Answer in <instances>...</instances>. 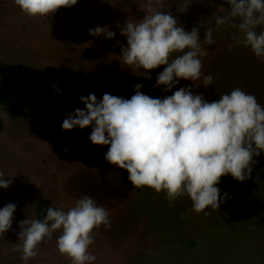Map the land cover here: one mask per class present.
Segmentation results:
<instances>
[{
    "label": "rangeland",
    "instance_id": "1",
    "mask_svg": "<svg viewBox=\"0 0 264 264\" xmlns=\"http://www.w3.org/2000/svg\"><path fill=\"white\" fill-rule=\"evenodd\" d=\"M145 2L77 0L49 17L31 18L14 0H0V65L13 71L12 92L26 91L15 115L0 102V171L12 181L0 188V208L16 204L11 228L0 234V264H71L57 250L59 230L27 262L12 249L20 242L21 221L40 219L37 213L44 218L52 206L67 211L84 195L107 208L111 220L110 228L94 230L88 249L97 258L93 264H264V152L254 157L245 181L221 178L217 186L222 196L229 194L227 201L218 210L207 208L205 215L190 211L188 197L170 207L163 192L134 188L126 170L105 160L108 146L89 140L91 126L62 129L67 114L85 108L80 97L95 94L99 100L109 93L130 98L136 84L157 98L193 86L209 101L239 87L264 105V58L243 44L230 49L236 29L225 24L216 30L217 16L230 11L227 0H153L156 10L171 13L186 31L198 27L201 40L205 29L213 28L215 44L204 45L209 54L202 58L204 73L214 77L212 85L195 87L180 80L165 92L163 86L154 87L164 66L150 70L147 79L143 69L133 72L121 64L117 41L126 46L127 39L118 25L143 19ZM96 26H107L115 37L89 35ZM260 31L264 25L257 27ZM178 202L189 218L169 236L167 222L176 217ZM193 240L205 245H187Z\"/></svg>",
    "mask_w": 264,
    "mask_h": 264
},
{
    "label": "clouds",
    "instance_id": "2",
    "mask_svg": "<svg viewBox=\"0 0 264 264\" xmlns=\"http://www.w3.org/2000/svg\"><path fill=\"white\" fill-rule=\"evenodd\" d=\"M159 2V0H157ZM77 0H14V4L31 18L49 17L62 7H71ZM230 11L217 16L216 30L227 24L236 29L234 44L249 47L257 58H264V0H227ZM143 19H129L120 27L127 39L126 46L117 41L119 61L133 72L143 69L147 79L150 70L164 66L156 76L154 87L163 86L170 92L180 80L193 82L195 87L212 85L214 77L203 71L202 58L208 56L204 45H213V28L205 29L200 39L199 28L186 31L177 20L153 7L146 0ZM89 35L111 39L116 33L107 26L89 29ZM203 41V43H202ZM218 78V77H217ZM200 82V83H196ZM59 93V88L53 85ZM136 84L130 98L104 93L80 97L84 109L67 114L63 130L92 127L89 140L94 145L108 146L105 160L128 172L134 188L147 186L164 193L171 207L177 199L188 197L191 210L208 213L218 210L228 193L221 195L217 186L221 178L231 175L243 182L250 177L254 157L264 152V105L253 94L241 88L232 89L215 100H207L193 86H180L171 95L152 97ZM67 153V149H64ZM0 171V188L11 180ZM16 204L0 208V234L7 232L13 221ZM43 219L20 222L19 243L12 249L27 262L38 256V246L50 240L57 230V250L71 264H93L97 259L88 249L94 243L95 229L111 227L109 211L89 195H84L68 208L48 207ZM181 218L188 219L182 212Z\"/></svg>",
    "mask_w": 264,
    "mask_h": 264
},
{
    "label": "trees",
    "instance_id": "3",
    "mask_svg": "<svg viewBox=\"0 0 264 264\" xmlns=\"http://www.w3.org/2000/svg\"><path fill=\"white\" fill-rule=\"evenodd\" d=\"M12 77H13V71L9 67L1 66L0 65V102L5 106L6 110L11 114L15 115L18 111V109L25 103V90H20L18 93L12 92ZM1 127V122H0ZM179 206L175 208L176 210V217L173 218L172 221L167 222L170 225L167 227L169 233V236H174L175 232L178 229L181 231L180 224L186 223L188 219L181 218V213L186 211L182 204L178 202ZM151 205L147 206V209L150 208ZM166 207V206H165ZM38 217L40 219H43L42 215L40 213H37ZM228 218V217H227ZM205 238H207V233ZM204 238V239H205ZM203 239V240H204ZM201 242H198L196 240L188 241L187 245H189L192 248L200 247V244L205 245L202 240Z\"/></svg>",
    "mask_w": 264,
    "mask_h": 264
}]
</instances>
